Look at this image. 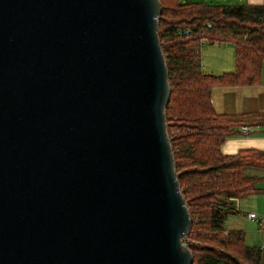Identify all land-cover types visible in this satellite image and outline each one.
Here are the masks:
<instances>
[{
	"label": "water",
	"instance_id": "95a60500",
	"mask_svg": "<svg viewBox=\"0 0 264 264\" xmlns=\"http://www.w3.org/2000/svg\"><path fill=\"white\" fill-rule=\"evenodd\" d=\"M159 0H0V264H191Z\"/></svg>",
	"mask_w": 264,
	"mask_h": 264
},
{
	"label": "trees",
	"instance_id": "16d2710c",
	"mask_svg": "<svg viewBox=\"0 0 264 264\" xmlns=\"http://www.w3.org/2000/svg\"><path fill=\"white\" fill-rule=\"evenodd\" d=\"M159 2L157 34L169 84L166 131L190 216L182 242L190 249L191 264H261L260 248L246 244L244 231L226 228L224 222L228 215L239 213L237 198L261 191L257 183L264 175L244 174L242 169H264V150L241 148L224 154L221 144L230 136L244 134L239 126H264V111L218 112L211 90L260 83L264 4ZM183 28H189V33L184 34ZM202 39L232 43L231 71L213 74L202 70Z\"/></svg>",
	"mask_w": 264,
	"mask_h": 264
},
{
	"label": "crops",
	"instance_id": "0c3cea01",
	"mask_svg": "<svg viewBox=\"0 0 264 264\" xmlns=\"http://www.w3.org/2000/svg\"><path fill=\"white\" fill-rule=\"evenodd\" d=\"M233 4H264V0H235ZM231 71V70H230ZM206 72V71H205ZM210 73V72H207ZM214 74V73H213ZM252 87H256L264 92V71L259 84L253 86H235V87H213L211 90L212 104L218 112H252L257 110L264 111V93L258 92L255 94ZM217 92V95H216ZM216 101V102H215ZM245 131L242 135H234L226 138L221 144V151L224 154H233L241 148H255L264 150V126H244ZM241 126L238 130L241 131ZM264 175V174H262ZM261 189L260 192L248 195L243 198H237L235 206L239 211L238 214L252 211L262 222L258 224H245L233 229H242L245 235V243L255 245L260 248V262L264 264V179L257 183ZM245 201V202H242ZM252 221L251 219L247 218ZM257 228V230H256ZM262 231V232H261ZM251 241L252 243H249Z\"/></svg>",
	"mask_w": 264,
	"mask_h": 264
},
{
	"label": "rangeland",
	"instance_id": "374dc122",
	"mask_svg": "<svg viewBox=\"0 0 264 264\" xmlns=\"http://www.w3.org/2000/svg\"><path fill=\"white\" fill-rule=\"evenodd\" d=\"M188 1L213 3V4L238 3V2H235V0H188ZM200 64H201V68L203 71L214 73V74H220V73L232 70L234 67V55H233L232 43L230 41H220V42L211 43L206 39H202L200 41ZM252 91L255 94H257L258 92H263L262 90L257 89L256 87H252ZM216 95H217V92H216ZM242 172L244 174L262 175L264 174V169L247 166L242 169ZM242 202H245V201H242ZM247 218L244 216V213L230 214L227 216L224 222V226L230 229L232 227L242 226V224L245 223L247 225L255 224L258 228V224L254 222L255 221L254 218L251 219L252 221L248 220ZM262 233L264 234V232ZM249 243H252V242L249 241Z\"/></svg>",
	"mask_w": 264,
	"mask_h": 264
},
{
	"label": "built area",
	"instance_id": "2783aa9c",
	"mask_svg": "<svg viewBox=\"0 0 264 264\" xmlns=\"http://www.w3.org/2000/svg\"><path fill=\"white\" fill-rule=\"evenodd\" d=\"M206 26L207 27H210V23H206ZM182 32L184 33V34H188L189 33V28H183L182 29ZM241 131H245V127H242L241 128ZM246 216L248 217V218H250V219H252V218H254V220H256L259 224L262 222V219L261 218H259L254 212H252V211H249V212H246ZM184 244H186V243H184Z\"/></svg>",
	"mask_w": 264,
	"mask_h": 264
}]
</instances>
